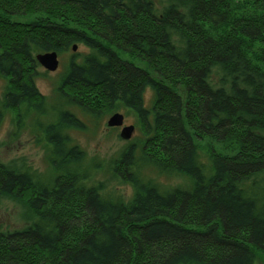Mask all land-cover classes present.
<instances>
[{
	"label": "trees",
	"instance_id": "16d2710c",
	"mask_svg": "<svg viewBox=\"0 0 264 264\" xmlns=\"http://www.w3.org/2000/svg\"><path fill=\"white\" fill-rule=\"evenodd\" d=\"M69 50L60 107L35 119L51 171L0 164V198L36 214L0 225V264H257L264 0H0V127L9 114L23 129L29 111L46 113L37 57ZM122 107L141 128L110 163L129 200L91 180L100 162L70 135ZM149 169L184 185L164 187Z\"/></svg>",
	"mask_w": 264,
	"mask_h": 264
},
{
	"label": "rangeland",
	"instance_id": "374dc122",
	"mask_svg": "<svg viewBox=\"0 0 264 264\" xmlns=\"http://www.w3.org/2000/svg\"><path fill=\"white\" fill-rule=\"evenodd\" d=\"M37 16L24 15L14 17V20L24 22L33 21ZM77 49V48H76ZM75 49V50H76ZM78 50L83 51L84 48L80 46ZM74 51L69 50L58 54L60 58V67L56 71H48L47 77L39 78L37 85L39 90L45 95V109L47 111L43 114L42 111L31 110L26 116V126L23 129L17 128V119L13 114H9L2 126L0 127V164L10 167L18 172L30 170L38 175L45 176L51 170L48 169L50 159L47 155L46 147L41 137L40 127L36 125V118L42 123L49 122L52 119L51 111H55L60 107L61 91L60 75L64 67L68 63L70 56ZM80 53V52H79ZM81 56L76 57V60H81ZM132 57V56H130ZM129 57V58H130ZM132 61L144 67L136 57H132ZM134 61V62H135ZM144 64V63H143ZM6 80L0 78V87L4 89ZM147 105L150 106L152 94L148 91L146 94ZM26 110L27 106L22 107ZM71 111L76 112L78 116L83 117V113L79 112L77 107H68ZM125 115V125H134L135 132L131 139H135L141 135V128L137 126L136 116L122 107L119 110ZM31 112L32 117H31ZM73 113V112H72ZM27 114V112H26ZM31 117V118H30ZM108 117H103L99 124L96 125L93 121H88V131H70L73 140L87 152L89 162H100L97 171L94 172L91 180L94 178L101 180L111 190L116 191L122 198L129 200L133 195V187L125 182L119 181L113 174L110 163L117 155V153L131 141L125 140L120 136L121 127L108 128ZM81 118V119H82ZM149 178L160 182L164 187H174L184 185L185 179L159 174L154 169L146 171ZM49 174V173H48ZM47 174V175H48ZM36 214L29 208V206L20 199L0 198V225L9 230L20 229L29 224ZM257 264H264V254L257 251Z\"/></svg>",
	"mask_w": 264,
	"mask_h": 264
},
{
	"label": "water",
	"instance_id": "95a60500",
	"mask_svg": "<svg viewBox=\"0 0 264 264\" xmlns=\"http://www.w3.org/2000/svg\"><path fill=\"white\" fill-rule=\"evenodd\" d=\"M76 47L74 48V50ZM38 60L40 64L45 67L48 71H56L59 67V59L58 54L56 52L40 54L38 55ZM124 115L120 112H116L110 116L108 120V126L110 127H120L123 126L121 130V137L123 139L129 140L132 138L133 133L135 131L134 125H126L124 126Z\"/></svg>",
	"mask_w": 264,
	"mask_h": 264
}]
</instances>
